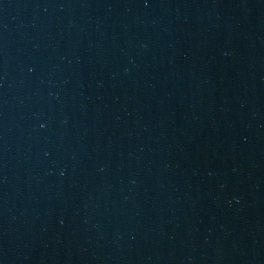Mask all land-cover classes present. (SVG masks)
<instances>
[{"label":"water","instance_id":"water-1","mask_svg":"<svg viewBox=\"0 0 264 264\" xmlns=\"http://www.w3.org/2000/svg\"><path fill=\"white\" fill-rule=\"evenodd\" d=\"M0 264H264V0H0Z\"/></svg>","mask_w":264,"mask_h":264}]
</instances>
